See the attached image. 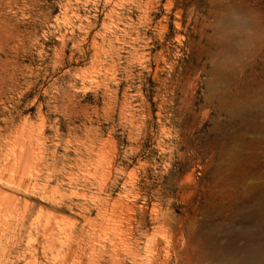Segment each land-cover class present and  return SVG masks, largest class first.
I'll return each instance as SVG.
<instances>
[{
  "label": "rangeland",
  "instance_id": "1",
  "mask_svg": "<svg viewBox=\"0 0 264 264\" xmlns=\"http://www.w3.org/2000/svg\"><path fill=\"white\" fill-rule=\"evenodd\" d=\"M237 30L264 0H0V264H264L216 188Z\"/></svg>",
  "mask_w": 264,
  "mask_h": 264
},
{
  "label": "bare ground",
  "instance_id": "2",
  "mask_svg": "<svg viewBox=\"0 0 264 264\" xmlns=\"http://www.w3.org/2000/svg\"><path fill=\"white\" fill-rule=\"evenodd\" d=\"M236 37L245 39L244 43L247 46L252 44L255 48L260 46V50L264 48V36L260 34L255 33L248 36L245 33L244 36L240 30H237ZM221 45V43L215 42L214 46L220 48ZM259 49L258 54L255 50L251 52L254 60L251 63L249 62L250 64L245 63L244 70H240L243 76L249 72L248 77L241 82V85L234 92L229 96L227 95L228 97L222 103V109L228 115L227 118L233 125L230 127V133L225 135L222 141L217 144L218 151L216 158L218 164L215 173L217 176L216 188H220V191L224 192V197L231 200L237 194H240L245 198V201L254 204L255 213L264 214V169L261 161L264 159V139L261 136V133L264 132V98H259L264 94V79H262V76L260 78L255 72L259 67H262L264 70V63L258 62L260 57L264 58V55H262ZM221 59L222 61H229V58H225L222 51L213 58L215 61H220ZM237 91L239 93H236ZM255 98H259L260 100L255 102ZM250 131L256 134L252 136ZM250 179H253L254 182L248 183ZM249 202L246 203L249 204ZM246 203L241 208L247 207Z\"/></svg>",
  "mask_w": 264,
  "mask_h": 264
}]
</instances>
